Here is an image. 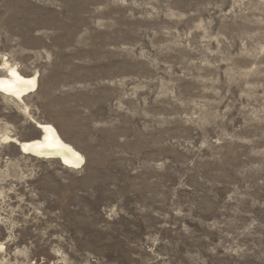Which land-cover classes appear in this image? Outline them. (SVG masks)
Here are the masks:
<instances>
[{
	"label": "rangeland",
	"instance_id": "obj_1",
	"mask_svg": "<svg viewBox=\"0 0 264 264\" xmlns=\"http://www.w3.org/2000/svg\"><path fill=\"white\" fill-rule=\"evenodd\" d=\"M3 59L0 264H264V0H0Z\"/></svg>",
	"mask_w": 264,
	"mask_h": 264
},
{
	"label": "bare ground",
	"instance_id": "obj_2",
	"mask_svg": "<svg viewBox=\"0 0 264 264\" xmlns=\"http://www.w3.org/2000/svg\"><path fill=\"white\" fill-rule=\"evenodd\" d=\"M0 69L5 71V75L0 76V93L22 100L27 94L36 90L35 76H22L16 67L9 65L4 59ZM36 127L40 131L38 139L25 142H19L16 139H10V141L15 143L24 154H30L36 158L58 159L66 168H79L83 162L82 155L65 143L51 124L37 122Z\"/></svg>",
	"mask_w": 264,
	"mask_h": 264
},
{
	"label": "water",
	"instance_id": "obj_3",
	"mask_svg": "<svg viewBox=\"0 0 264 264\" xmlns=\"http://www.w3.org/2000/svg\"><path fill=\"white\" fill-rule=\"evenodd\" d=\"M37 125V123H35Z\"/></svg>",
	"mask_w": 264,
	"mask_h": 264
}]
</instances>
